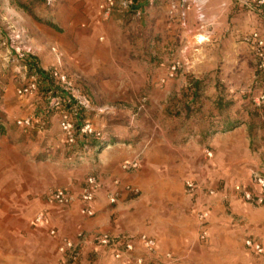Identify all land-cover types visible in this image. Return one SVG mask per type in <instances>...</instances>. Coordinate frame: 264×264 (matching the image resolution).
<instances>
[{"label":"rangeland","instance_id":"374dc122","mask_svg":"<svg viewBox=\"0 0 264 264\" xmlns=\"http://www.w3.org/2000/svg\"><path fill=\"white\" fill-rule=\"evenodd\" d=\"M99 1L0 0V94L7 91L10 101L33 94L39 100L34 127L19 131L17 118L11 131L41 142L38 158L55 168L53 177L44 178L45 194L55 187L78 194L90 174L104 187L105 178H124L140 190L130 209L144 213L143 223L153 225L165 243H176L167 250L175 258L167 264H264V252L246 243L255 239L264 247V205L236 189L240 184L259 194L254 174L264 175V108L254 101L264 76L246 40L261 19L245 0H140L110 17ZM17 32L19 43L32 47L29 59L46 66L48 77L39 75L33 94L18 92L38 76L11 46ZM55 70L67 75L70 90L52 77ZM55 92L62 98L82 94L90 103L74 143L60 126V109L51 105ZM86 122L100 134L82 132ZM241 126L251 139L252 160L237 155L229 162L224 155L216 161L217 149L244 137L232 133ZM135 157L140 167L124 170L122 163ZM190 178L204 186L197 199L186 190ZM201 206L211 211L205 240ZM42 227L43 250L50 234ZM23 236L31 237L20 212L0 204V264H21ZM167 251L159 249L158 259ZM136 255L145 256V264L151 258L140 244Z\"/></svg>","mask_w":264,"mask_h":264},{"label":"crops","instance_id":"0c3cea01","mask_svg":"<svg viewBox=\"0 0 264 264\" xmlns=\"http://www.w3.org/2000/svg\"><path fill=\"white\" fill-rule=\"evenodd\" d=\"M247 3V0L244 1ZM255 11L261 19L258 28L264 30V12L259 8L247 4ZM42 68L46 66L40 64ZM7 91L0 94V112L8 124V131L0 137V204L8 209H15L20 212L25 232L31 237L23 236V253L21 264H41L40 242L41 226L35 223L36 216L44 211L47 222L42 228L47 229L50 236L45 240L43 256L44 262L56 261L60 258L59 239L62 236L76 237L79 231L85 233L81 240L82 257L79 264H116V259L110 250H106L94 243V237L102 232L123 233L135 235L147 233L157 238L161 251H167L176 247V243H165L163 235L153 225L143 223L144 213L130 209L134 203L133 193L130 194L122 187V195L117 203H110L107 197L106 188L111 185L108 178H105V187L99 192L94 203L95 215L87 216L81 212V202L76 201L71 205L60 206L49 203L46 199V181L55 175V168L44 166V162L38 158L41 142L33 134H12L11 124L15 119L26 116L37 115L39 111V100L36 96L22 97L20 101H10ZM41 113V112H40ZM43 115L39 116L41 120ZM46 119H44L43 124ZM19 131H24L19 125ZM50 130H48L49 132ZM247 128L237 127L232 133H246ZM20 133V132H19ZM251 139L246 134L226 144L224 149L216 150V161L223 162L224 155L229 162H234L238 155L241 160L251 161L254 157L249 151ZM261 145V144H260ZM45 172V173H44ZM45 178V179H44ZM122 183H129L122 178ZM186 183V181H185ZM131 201H129V199ZM131 202V203H130ZM56 229L58 236L50 233ZM25 235V234H24ZM30 242V245H27ZM176 249V248H174ZM171 250V249H170ZM43 262V263H44ZM121 264H136L135 262H121Z\"/></svg>","mask_w":264,"mask_h":264},{"label":"built area","instance_id":"2783aa9c","mask_svg":"<svg viewBox=\"0 0 264 264\" xmlns=\"http://www.w3.org/2000/svg\"><path fill=\"white\" fill-rule=\"evenodd\" d=\"M136 0H100L99 9L103 15L110 17L119 6H123L129 10ZM247 4L259 8L264 12V0H248ZM140 13V11H138ZM199 18L204 21L206 14L199 8ZM22 39V34L15 33L11 36L12 48L14 49L16 55L20 59H28L30 53H33L32 47L28 45H21L19 41ZM247 42L250 44L257 64L258 71L264 76V30L255 29L246 38ZM180 66V62L177 61L173 64L171 74L175 73L177 68ZM52 77L57 80L62 88L65 90H70L71 82L69 81L67 75L61 71L55 70L51 72ZM39 80L36 76L19 88L18 92L21 95L33 94L39 87ZM69 92V91H68ZM71 94V92H69ZM69 98H74L76 104L73 108H63V99L61 96H53L51 105L60 109V126L70 143H74L76 140V128L77 122L79 120V113L81 108H89L90 103L88 99L82 94L72 93ZM258 106L264 108V81L263 87L259 94L254 99ZM35 119L34 116L22 117L18 120V124L23 127L25 131L30 130L34 127ZM81 131L84 133H91L99 135L89 122L82 125ZM209 157L213 156L212 151H208ZM140 159L138 157L125 160L122 163V167L126 171H133L140 167ZM254 180L260 187L261 192L259 194H254L249 190H244L240 184L236 185L237 191L241 192L245 199L256 204L264 205V175L261 173L254 174ZM122 187L133 193L139 194L140 190L133 184L126 183L123 184L120 178H114L111 185L106 188L107 197L110 203H117L122 192ZM104 188L103 181L97 174H90L86 177L79 193H75L66 187H55L50 189L46 193V199L49 203H53L60 206L71 205L77 200L81 202V212L87 216H94L96 211L94 203L97 200L99 192ZM186 190L193 198H199L204 191V186L202 183L195 179L186 180ZM207 192L211 195L216 193L213 188H208ZM198 216L201 222L200 237L205 240L208 237V228L206 227V222L210 216V208L208 206H201L198 208ZM47 222V216L44 211H41L35 218V223L44 226ZM50 233L54 236H58L56 229H51ZM85 233L79 231L76 237L62 236L59 239V252L61 254L60 258L56 261H48L41 264H79L82 257V245L81 240L85 238ZM94 243L106 250H110L116 259V264H121V262H135L137 264L147 263V258L143 255H136L137 244L142 245L144 250L150 255L151 258L148 260V264H167L172 262L175 258L171 251H167L164 254V259H158L159 254V243L156 237L141 233L139 235H127L123 233H111L102 232L94 237ZM246 243L253 248L257 253L264 252L263 245L255 239H248Z\"/></svg>","mask_w":264,"mask_h":264},{"label":"trees","instance_id":"16d2710c","mask_svg":"<svg viewBox=\"0 0 264 264\" xmlns=\"http://www.w3.org/2000/svg\"><path fill=\"white\" fill-rule=\"evenodd\" d=\"M137 2H139L140 0H136ZM25 64L28 66V68L31 70V71H36L37 73V76H38V80H39V75L43 78H46L48 77L46 72L44 70H42V68H40L37 64V61L35 59H26L25 60ZM40 82V80H39ZM58 93L55 92L54 95L58 96L57 95ZM62 97V96H61ZM63 99L65 100H62L63 102V105L65 108H73L76 104V100L74 98H69V97H63ZM87 109L85 108H81L80 109V113H79V122H80V125L81 123L83 122V115H84V112H86ZM6 133V126H5V122H4V118H3V115L1 114L0 112V137L3 136L4 134Z\"/></svg>","mask_w":264,"mask_h":264},{"label":"bare ground","instance_id":"6f19581e","mask_svg":"<svg viewBox=\"0 0 264 264\" xmlns=\"http://www.w3.org/2000/svg\"><path fill=\"white\" fill-rule=\"evenodd\" d=\"M199 38H200V40L202 41V40L206 39V36L203 35V34H201V35L199 36Z\"/></svg>","mask_w":264,"mask_h":264}]
</instances>
